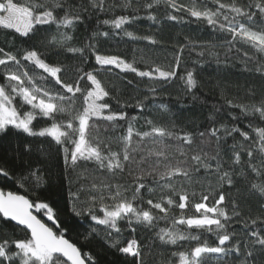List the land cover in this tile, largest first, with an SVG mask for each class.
<instances>
[{"label":"snow or ice","instance_id":"6c2138e0","mask_svg":"<svg viewBox=\"0 0 264 264\" xmlns=\"http://www.w3.org/2000/svg\"><path fill=\"white\" fill-rule=\"evenodd\" d=\"M145 21L149 33L137 34ZM169 22L195 24L209 39L177 38L167 68L143 49L132 61L103 51L125 38L162 45L159 30ZM81 25L88 35L77 43ZM0 29V178L25 193L46 191L54 144L58 187L68 185L63 204L0 188V264H102L66 238L81 222L86 243L101 240V251L118 252L125 264H145L140 229L163 248H183L163 264H264V0H0ZM185 53L193 67L178 76ZM210 61L239 68L244 95L229 96L218 80L223 103L188 127L183 105L159 98L178 78L193 106H206L197 73ZM38 118L46 126L37 128ZM251 198L255 216L242 207Z\"/></svg>","mask_w":264,"mask_h":264},{"label":"trees","instance_id":"16d2710c","mask_svg":"<svg viewBox=\"0 0 264 264\" xmlns=\"http://www.w3.org/2000/svg\"><path fill=\"white\" fill-rule=\"evenodd\" d=\"M187 2V0H185ZM103 18V17H101ZM95 22L93 21V24ZM149 23L150 22H142L137 28V34L144 35L149 33ZM151 31H157V29H152ZM88 33L85 31V26L81 25L79 30L75 33L77 38V43H82ZM184 35H189L194 39H209V33L203 29L197 30L195 24L191 25H177L175 27L171 26V22L169 24H165L162 30H159L158 39L163 40L164 44L158 46H148L147 41H140L133 43L128 41L125 38L123 41L117 43L116 40H109L103 44V51L109 54H120L125 56L129 61L133 59L139 60L143 49L147 56L150 57V62L161 65L164 67H170L174 65L175 61L173 59L174 49L173 45L175 44L177 38L181 42L184 41ZM4 45V34L3 30L0 29V46ZM133 49H136L135 53ZM43 50V49H42ZM185 60L187 61V66L180 67L177 69L178 76L186 75V69H190L193 67L191 63V59H196V54L193 52L191 54V59L188 58V54L185 53ZM66 63H71L72 61H65ZM141 70H144L146 65L144 63H139L137 65ZM199 66H197L198 68ZM119 72V70H115ZM121 76H125L126 79H133L134 81H140V78L135 77L133 73L120 74ZM197 78L201 82V87L197 90L196 94L199 95L202 99L207 101L206 106H202L197 104L193 106L191 97L184 96L182 92L183 84L177 78L176 80L170 82L168 85L164 87L163 93L160 96V100H163L165 103H169L171 105H175L176 107H180L183 105V112L181 114L180 123L187 124L188 127H192V121L203 122L205 116L208 114V109L211 107L213 103H223L221 99V88H224L229 96L240 93L241 98L244 95V89L239 87L244 85L246 77L242 76L239 68H230L225 69L223 67L217 68V65L214 62H209L203 70H199L197 73ZM104 82L111 86L112 83L116 82L114 76H102ZM221 81V88H214L213 86L217 81ZM118 83V82H117ZM124 85L126 86V80L124 81ZM140 89H145L146 82L139 83ZM128 95H136V92L129 86L127 88ZM143 93L141 92V95ZM175 110V108H174ZM132 109H129V114H133ZM34 124L39 127L46 126L43 119L38 118L34 121ZM29 140L35 141L36 149H40L44 147L47 149V141L45 140L43 145L41 144V140L43 138H28ZM231 143V141H229ZM56 147L53 144L51 159L47 161L45 165L46 168L51 170V178L52 185L48 187L46 191L38 190L36 193H25L23 188L17 189L14 182L11 180H7L5 178H0V188H4L5 190H18L21 194H30L33 200H36L37 197H43L44 199L54 201L56 203L63 204L67 199V180L64 181V190H61L58 185L60 183V174L63 170L62 160L57 157ZM34 155H40L41 158L47 155V151L44 153H40L37 151ZM127 179V178H126ZM200 191L199 187L196 189ZM235 190H233V193ZM144 199H148V195L145 194ZM242 207L245 210V214H249L248 210L251 209V215L255 216L257 214L256 209L258 207V203L255 198L248 199L246 201H242ZM175 215H179V210H175ZM160 226H166L164 221L160 222ZM237 229H239L240 225H234ZM89 227L88 223L81 222V226L73 231L67 233L66 238H69L72 242L76 243L78 247H81L83 252H90L94 255L99 256L102 259V264H125V257L118 252L107 250L101 251L103 247V242L99 239L91 240V242H85L83 234L85 230ZM128 238H131L129 233H125ZM9 236H11V232L9 231ZM137 237L144 246V260L145 264H163V262L167 258H171L172 251L183 250V248H179L177 246H168L167 248H163L160 246L159 242L156 241L153 243L152 233L140 229L137 232ZM4 238L0 235V239ZM131 259V258H128ZM174 260H178V258H172Z\"/></svg>","mask_w":264,"mask_h":264}]
</instances>
